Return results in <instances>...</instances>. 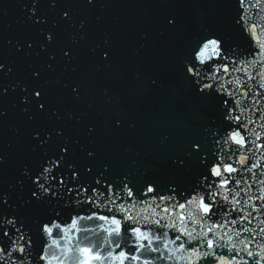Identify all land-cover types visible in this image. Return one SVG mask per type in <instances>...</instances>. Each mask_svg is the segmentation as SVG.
Masks as SVG:
<instances>
[{
    "label": "snow or ice",
    "instance_id": "snow-or-ice-1",
    "mask_svg": "<svg viewBox=\"0 0 264 264\" xmlns=\"http://www.w3.org/2000/svg\"><path fill=\"white\" fill-rule=\"evenodd\" d=\"M38 2L33 0L29 16L36 24L43 20ZM227 7L224 25L193 26L173 65L183 85L174 99L177 120L198 125L188 148L171 158L178 178L145 179L137 187L128 176L110 175L108 165L88 167L82 175L66 142L38 167L22 168L19 187L27 186V198L10 202L11 195L0 192V264H264V0H228ZM63 16L72 20L70 11ZM177 27L175 17L166 18V31ZM53 41L48 33L46 42ZM64 55L71 59L70 51ZM99 55L110 62L107 41ZM135 79L146 97L165 87L159 78L137 73ZM71 90L79 96V85ZM23 91L25 104L47 111L44 89L33 90L35 99ZM33 138L39 147L51 133L37 131ZM254 184L258 195L252 194Z\"/></svg>",
    "mask_w": 264,
    "mask_h": 264
},
{
    "label": "water",
    "instance_id": "water-1",
    "mask_svg": "<svg viewBox=\"0 0 264 264\" xmlns=\"http://www.w3.org/2000/svg\"><path fill=\"white\" fill-rule=\"evenodd\" d=\"M227 3L39 0L38 15L43 20L36 24V17L29 19L33 0H0V64L5 66L0 71V157L4 158L0 192L11 195L10 202L27 198V186L19 187L22 168L38 167L45 155L59 152L66 142L71 144L69 157L81 168L82 175L88 167L103 170L108 165L110 175L128 176L137 187L145 179L178 178L169 167L171 158L188 148L198 125L177 120L174 99L183 92V85L173 65L194 25L207 22L219 27L226 23L230 14ZM65 11H70L71 21L63 16ZM168 17L178 21L173 32L164 29ZM81 22L85 24L83 29ZM48 33L53 34V42H46ZM105 41L111 46L110 62L102 61L99 55ZM44 43L46 49L41 48ZM68 51L71 59L64 55ZM137 73L159 78L165 87L146 97L143 84L135 79ZM74 85H79L78 97L72 94ZM22 86L28 88L33 99V90L44 89L47 111L39 109L38 103L25 104ZM117 118L123 121L121 127L114 125ZM90 127H94L91 133ZM54 130H62L63 137ZM37 131L42 137L51 133L47 144L38 147L39 141L33 138ZM165 136L169 139L164 140ZM86 149L94 151L95 157L89 158ZM257 187L253 185V195L259 194ZM64 219H68V213ZM256 223L253 220L249 226Z\"/></svg>",
    "mask_w": 264,
    "mask_h": 264
}]
</instances>
